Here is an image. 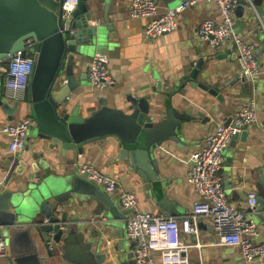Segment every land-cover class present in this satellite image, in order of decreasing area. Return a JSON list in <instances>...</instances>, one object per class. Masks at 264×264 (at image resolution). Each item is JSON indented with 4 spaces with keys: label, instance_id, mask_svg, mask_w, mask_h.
I'll return each instance as SVG.
<instances>
[{
    "label": "crops",
    "instance_id": "0c3cea01",
    "mask_svg": "<svg viewBox=\"0 0 264 264\" xmlns=\"http://www.w3.org/2000/svg\"><path fill=\"white\" fill-rule=\"evenodd\" d=\"M180 2L181 0H156L160 13L172 10ZM130 3L131 0H97L93 18L101 24L105 13L112 30L106 34L104 48L90 52L79 61L75 73L76 76L83 73L87 78L90 60L94 53L100 52L108 57L109 71L115 82L111 88L96 91L106 99L108 107L126 112L129 105L127 99L131 96L136 99L146 97L150 108L157 111L161 121L166 119L167 105L177 115L189 111V119L182 122L176 140H166L152 152L151 161L155 163L156 171L152 170L151 176L156 179L151 180L149 175L143 173L146 178L144 181L128 163L119 161L118 141L113 137L83 146L80 155L68 151L64 157H60L59 149H55V168L49 164L48 155H44V161L57 175L74 171L75 167L79 169L80 165H89L115 181L116 189L110 197L122 215L120 219L113 221L103 213L96 219L98 222L93 223V227L102 228L98 237L100 235L103 238L105 246L100 251L106 249L126 264L134 259V245L125 235L128 213L119 203L120 192L134 194L137 211L181 220L196 200L191 185L187 183L190 155L200 151L205 145V138L250 100L254 101L257 121L244 130V142L240 137L231 140L224 151V162L219 174L224 189L232 187L230 191H225L229 203L236 208L244 209L245 198L250 191H255L257 197L261 192L264 194V16L259 17L248 0L238 1L234 11L235 31L243 41L254 45L255 58L261 69L250 81H241L231 41L224 47L210 49L195 38V30L203 21L219 20L214 4L199 3L187 9L180 15L174 32L148 40L143 35L146 20L129 17ZM88 4L91 5V2ZM106 4L108 6L104 9ZM238 7H241L240 11ZM202 58L206 60L202 63L196 82L217 91L220 99L198 87H191L190 80H183L191 71V65L197 64ZM4 71L5 68L0 70V99L12 106L14 103L5 100L2 95ZM158 82L161 83L160 90L157 89ZM87 88L95 91L89 83ZM67 99L71 108L79 104L82 118L89 117L100 108L96 100L85 97L84 92L69 94ZM197 112L202 113V117L195 120ZM24 118L31 119L27 99L18 103L10 121L0 110V187L14 192L23 190L25 183L31 178L30 173L26 175L28 177L14 173L16 162L27 152L22 149L16 155H11L8 152L9 139L1 128L6 123L15 124ZM34 143L36 142L32 138H25L26 148ZM39 145L42 147L44 144ZM148 184L150 188L147 187ZM70 206L73 211L71 215L80 217L82 211L77 202L74 201ZM261 213L262 210L257 208L251 219L259 228V235L254 242L264 243V222L258 219ZM198 230L199 236L196 239L181 235L185 243L199 242L202 245L199 250L189 251V264H200L199 258L203 264H264L259 261L244 262L236 247L213 246L216 236L208 218L199 219ZM150 256L156 260L157 253L152 251ZM10 259L8 251L7 258L1 259L0 264H11Z\"/></svg>",
    "mask_w": 264,
    "mask_h": 264
},
{
    "label": "water",
    "instance_id": "95a60500",
    "mask_svg": "<svg viewBox=\"0 0 264 264\" xmlns=\"http://www.w3.org/2000/svg\"><path fill=\"white\" fill-rule=\"evenodd\" d=\"M61 1L0 0V60L17 52L24 58L23 42L28 38L38 43L27 85L32 124L26 138L36 143L24 148L27 154L20 157L14 170L23 177L30 173L31 178L20 191L0 187V238L8 248L11 264H126L106 249L100 251L105 246L103 238L98 237L102 228L93 227L101 214L106 213L117 221L122 212L110 194L88 181L78 168L64 175L54 173L49 167V164L56 167L54 150L59 149L60 157L68 151L80 155L83 146L113 137L118 141V160L128 163L144 181L143 173L155 180L151 176L152 170L156 171L152 152L166 140H176L182 122L188 121L190 113L177 115L166 104V119L161 121L146 97H128L126 112L108 107L99 92L87 88L86 76L75 73L79 61L90 52L104 48L106 34L112 30L108 16L104 13L103 22L96 24L93 8L97 0H79L63 18ZM184 1L187 0H181ZM248 4L259 17L264 16V0H248ZM205 60L191 65L183 80H190L191 87L218 97L217 91L196 82ZM157 86L160 90L161 83ZM80 92L96 100L100 107L87 118L81 117L79 104L71 108L68 103L69 94ZM17 108L18 103L10 106L0 99V110L7 120H11ZM201 117L202 113L197 112L195 120ZM245 136L243 130L232 140L240 137L244 142ZM45 154L49 164L44 161ZM41 166L45 167L41 169ZM147 187L150 188L149 184ZM74 201L82 211L80 217L71 215L70 205ZM257 205L262 210L258 219L264 222L263 192L257 197ZM128 264H135L134 259Z\"/></svg>",
    "mask_w": 264,
    "mask_h": 264
},
{
    "label": "built area",
    "instance_id": "2783aa9c",
    "mask_svg": "<svg viewBox=\"0 0 264 264\" xmlns=\"http://www.w3.org/2000/svg\"><path fill=\"white\" fill-rule=\"evenodd\" d=\"M79 0H62L60 9L65 18L77 5ZM239 0H187L180 2L172 10L159 12L156 0H131L129 17L144 19L146 24L143 35L146 39H157L176 30L180 15L199 3H212L219 13V20H205L195 30L197 41L210 49L224 47L231 41L239 64V80L250 81L261 71L255 58V47L243 41L235 31L234 11ZM98 24L99 22H95ZM26 56L22 58L17 52L0 60V70L5 64L2 82V95L13 103L27 99L28 78L33 67V54L38 43L32 38L23 42ZM109 59L100 52L93 54L87 71V80L95 91H102L114 86V79L109 71ZM257 121L254 101L241 106L230 119L228 125L219 124L215 131L205 138L204 147L190 155L187 183L191 185L196 200L187 215L181 220L167 216H155L136 210V197L133 193L122 191L119 203L124 210H130L125 219L126 238L134 245L135 264H189L188 253L199 250V242L185 243L181 235L199 236V219L208 218L216 236L217 247H236L244 262H264V243L254 242L259 235V228L251 219L257 212V194L247 193L244 209L231 205L228 201L219 171L224 162V151L232 137L246 130ZM32 120L21 119L17 123H6L1 131L8 137V152L16 155L25 147V138ZM80 173H85L87 180L100 186L107 194L115 191V181L89 165H80ZM157 253L156 260L150 253ZM8 248L0 238V260L6 259ZM200 264H203L199 258Z\"/></svg>",
    "mask_w": 264,
    "mask_h": 264
},
{
    "label": "trees",
    "instance_id": "16d2710c",
    "mask_svg": "<svg viewBox=\"0 0 264 264\" xmlns=\"http://www.w3.org/2000/svg\"><path fill=\"white\" fill-rule=\"evenodd\" d=\"M3 68H5V64L3 65Z\"/></svg>",
    "mask_w": 264,
    "mask_h": 264
}]
</instances>
